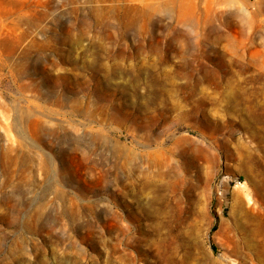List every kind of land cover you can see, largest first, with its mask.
I'll return each instance as SVG.
<instances>
[{"label": "rangeland", "instance_id": "obj_1", "mask_svg": "<svg viewBox=\"0 0 264 264\" xmlns=\"http://www.w3.org/2000/svg\"><path fill=\"white\" fill-rule=\"evenodd\" d=\"M246 177L264 0H0V264H252Z\"/></svg>", "mask_w": 264, "mask_h": 264}, {"label": "bare ground", "instance_id": "obj_2", "mask_svg": "<svg viewBox=\"0 0 264 264\" xmlns=\"http://www.w3.org/2000/svg\"><path fill=\"white\" fill-rule=\"evenodd\" d=\"M262 181H264V179ZM256 184L257 180L255 178L246 177V181L241 185V189L243 195L246 197L247 208L251 210L252 218L260 220L264 218V200L259 199L256 191ZM249 185H252L254 189H250ZM257 249L256 261L252 264H264V244L258 245Z\"/></svg>", "mask_w": 264, "mask_h": 264}]
</instances>
